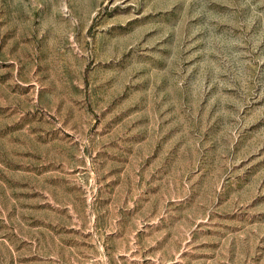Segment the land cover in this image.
I'll return each mask as SVG.
<instances>
[{
    "label": "rangeland",
    "instance_id": "1",
    "mask_svg": "<svg viewBox=\"0 0 264 264\" xmlns=\"http://www.w3.org/2000/svg\"><path fill=\"white\" fill-rule=\"evenodd\" d=\"M0 264H264V0H0Z\"/></svg>",
    "mask_w": 264,
    "mask_h": 264
}]
</instances>
